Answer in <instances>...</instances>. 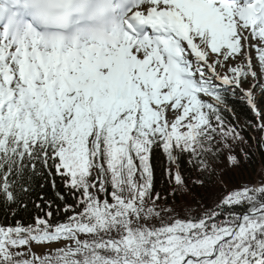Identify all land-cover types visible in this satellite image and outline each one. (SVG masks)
I'll list each match as a JSON object with an SVG mask.
<instances>
[{
  "label": "snow or ice",
  "instance_id": "6c2138e0",
  "mask_svg": "<svg viewBox=\"0 0 264 264\" xmlns=\"http://www.w3.org/2000/svg\"><path fill=\"white\" fill-rule=\"evenodd\" d=\"M253 144L264 0H0V264H264Z\"/></svg>",
  "mask_w": 264,
  "mask_h": 264
},
{
  "label": "trees",
  "instance_id": "16d2710c",
  "mask_svg": "<svg viewBox=\"0 0 264 264\" xmlns=\"http://www.w3.org/2000/svg\"><path fill=\"white\" fill-rule=\"evenodd\" d=\"M237 116L239 118L240 122H243L247 119V117L243 114V113H237ZM253 153H255V155L253 156L252 160H250L246 166L242 169H238V170H228L227 174L224 176L225 181H228L229 178H231L232 183H241L243 181H245L246 179L249 180H259L262 177H264V155H262L258 150H257V146L255 144H253ZM157 163L160 165V168L162 169L164 166H166L164 164V158H163V153H160V160L157 161ZM159 174V169H158V173ZM165 186V182L164 179H161L158 184H157V189H163ZM169 188V192H171L172 190V185L168 186ZM69 199H71V197H69ZM183 201H180V203H182ZM173 203H175V201H173ZM193 207H195V205H193ZM18 219L20 217H17ZM8 221L11 222L12 217L9 215L7 217ZM25 219H28L27 217H25ZM5 221V216L3 211H0V223H4Z\"/></svg>",
  "mask_w": 264,
  "mask_h": 264
},
{
  "label": "rangeland",
  "instance_id": "374dc122",
  "mask_svg": "<svg viewBox=\"0 0 264 264\" xmlns=\"http://www.w3.org/2000/svg\"><path fill=\"white\" fill-rule=\"evenodd\" d=\"M251 54H252V56L255 58L256 53H255V50H254V49L252 50ZM245 87H248V85H245ZM170 118H171V117H170ZM50 247H55V245H52V246H50ZM35 251L43 253V252L46 251V248H45V247L35 248Z\"/></svg>",
  "mask_w": 264,
  "mask_h": 264
}]
</instances>
